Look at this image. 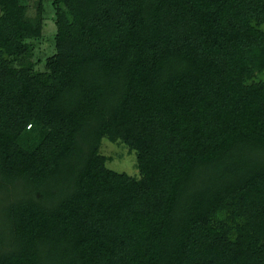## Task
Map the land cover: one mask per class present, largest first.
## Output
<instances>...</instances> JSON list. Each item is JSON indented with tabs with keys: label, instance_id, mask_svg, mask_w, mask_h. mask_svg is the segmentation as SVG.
Wrapping results in <instances>:
<instances>
[{
	"label": "trees",
	"instance_id": "1",
	"mask_svg": "<svg viewBox=\"0 0 264 264\" xmlns=\"http://www.w3.org/2000/svg\"><path fill=\"white\" fill-rule=\"evenodd\" d=\"M29 11L0 0V264H264V0Z\"/></svg>",
	"mask_w": 264,
	"mask_h": 264
},
{
	"label": "rangeland",
	"instance_id": "2",
	"mask_svg": "<svg viewBox=\"0 0 264 264\" xmlns=\"http://www.w3.org/2000/svg\"><path fill=\"white\" fill-rule=\"evenodd\" d=\"M29 4V16L34 17L35 10L37 9L40 0H26ZM49 1L51 4L52 0H46V2ZM52 10L51 7L49 9L50 17H52ZM57 28L55 25V22L50 19L46 24L45 29V37L46 39L52 37L56 34ZM39 51V59L41 62H45L48 58L53 56L54 53V47L51 43L48 41H43L40 46L38 47ZM39 68L43 69L42 66H39ZM103 154L110 157L111 160L108 162V167L114 171H117L119 173H126L130 176H139V172L137 169V155L136 152L130 151L129 148L122 144V143H113L109 141L108 139L103 140V148H102Z\"/></svg>",
	"mask_w": 264,
	"mask_h": 264
}]
</instances>
